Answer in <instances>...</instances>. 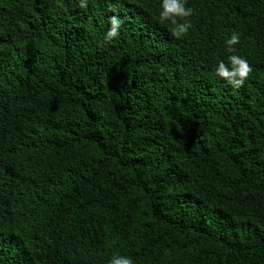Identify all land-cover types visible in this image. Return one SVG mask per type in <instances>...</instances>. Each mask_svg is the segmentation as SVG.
<instances>
[{
    "label": "trees",
    "instance_id": "16d2710c",
    "mask_svg": "<svg viewBox=\"0 0 264 264\" xmlns=\"http://www.w3.org/2000/svg\"><path fill=\"white\" fill-rule=\"evenodd\" d=\"M159 5L0 0V264H264V0Z\"/></svg>",
    "mask_w": 264,
    "mask_h": 264
},
{
    "label": "clouds",
    "instance_id": "9594fccd",
    "mask_svg": "<svg viewBox=\"0 0 264 264\" xmlns=\"http://www.w3.org/2000/svg\"><path fill=\"white\" fill-rule=\"evenodd\" d=\"M79 8L86 9L88 0H76ZM187 0H160V11L158 19L161 23L170 22L171 34L176 39L187 36L192 28L191 20L193 9L186 7ZM122 21L119 17L113 15L108 18V28L104 34L105 42H112L120 35ZM240 34L233 31L230 37L224 40L225 52L228 53L226 60H218L214 69L216 77L224 80L227 85L234 88H240L244 85L252 67L248 59L237 54L235 46L240 43ZM108 264H134L130 256L117 254L109 258Z\"/></svg>",
    "mask_w": 264,
    "mask_h": 264
}]
</instances>
